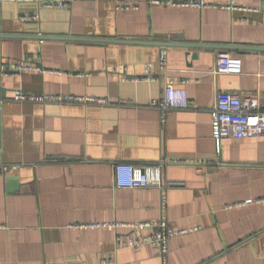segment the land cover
Segmentation results:
<instances>
[{"label":"crops","instance_id":"crops-1","mask_svg":"<svg viewBox=\"0 0 264 264\" xmlns=\"http://www.w3.org/2000/svg\"><path fill=\"white\" fill-rule=\"evenodd\" d=\"M148 1H0V264H160L151 246L117 249L113 232L73 227L159 218L158 189L115 188L118 163L161 165L169 225L198 228L170 242L168 264H264V136L225 138L218 151L210 115L216 93L264 104V50L248 48L264 47V0ZM221 51L241 59L239 74L212 73ZM17 62L44 73H13ZM167 85L189 107L162 123L154 103ZM17 90L107 104L18 103Z\"/></svg>","mask_w":264,"mask_h":264},{"label":"built area","instance_id":"built-area-1","mask_svg":"<svg viewBox=\"0 0 264 264\" xmlns=\"http://www.w3.org/2000/svg\"><path fill=\"white\" fill-rule=\"evenodd\" d=\"M2 1V0H0ZM149 4L164 7H189L192 9H206L212 7L205 0H187L178 2L174 0H149ZM71 1H49L41 3L43 8L67 9ZM122 6V9H129ZM136 9V7H134ZM222 9H235V6H222ZM23 22L38 20L37 15H22ZM161 62V61H160ZM163 63V60L162 62ZM241 59L229 51H221L215 56L212 73L239 74L241 72ZM12 70V69H11ZM3 73L6 69L2 67ZM13 73L43 72L44 69L34 62H17L13 66ZM12 100L18 103L37 104H83L106 105L105 99L80 97L63 94H31L23 91H14ZM161 113V122L165 115L173 109H186L189 107L187 93L182 88L167 85L162 97L154 103ZM211 134L219 151L222 139L232 138L241 140L264 136V104L261 105L257 97H240L238 95L216 93L214 103L210 110ZM6 170L5 167L3 171ZM114 186L117 189H147L155 188L160 191L159 211L157 220L139 222H93L74 225L78 230H108L115 234L114 240L117 249H132L139 252L145 246L156 249L160 264H168V248L170 242L177 236L196 232L198 228L175 230L169 225L166 215L167 198L164 193L161 165L137 166L128 163H118L113 170ZM251 199L242 203L243 206L252 204ZM261 202V201H257ZM99 264H111V261L101 259Z\"/></svg>","mask_w":264,"mask_h":264},{"label":"water","instance_id":"water-1","mask_svg":"<svg viewBox=\"0 0 264 264\" xmlns=\"http://www.w3.org/2000/svg\"><path fill=\"white\" fill-rule=\"evenodd\" d=\"M40 38H43V37L40 36ZM61 38L66 39V40H76V41H83V42H92V41H94V42H113V41H116L114 39H92V38H71V37H61ZM116 42H118V41H116ZM120 42H122V41H120ZM123 43H146V42H143V41H123ZM149 43L157 45L159 47H165V46H169L171 44H174V43H156V42H149ZM166 44H169V45H166ZM186 46L198 48V47L203 46V45L191 44V45H186ZM248 48H252L253 51L264 50V47H248ZM1 96L3 98V94Z\"/></svg>","mask_w":264,"mask_h":264}]
</instances>
